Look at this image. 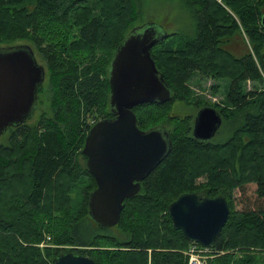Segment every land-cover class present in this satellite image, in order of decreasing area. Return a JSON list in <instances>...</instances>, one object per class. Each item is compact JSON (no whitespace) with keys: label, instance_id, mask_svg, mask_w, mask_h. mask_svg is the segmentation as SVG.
Here are the masks:
<instances>
[{"label":"trees","instance_id":"1","mask_svg":"<svg viewBox=\"0 0 264 264\" xmlns=\"http://www.w3.org/2000/svg\"><path fill=\"white\" fill-rule=\"evenodd\" d=\"M165 1L191 14L196 36L168 34L152 49L173 99L133 111L140 130H168L171 152L125 201L119 224L102 229L88 214L97 182L80 158L91 128L114 118L111 60L144 0H0V47L30 43L52 91L50 119L10 128L11 143L0 145V264H54L64 253L96 264H188L192 242L174 229L169 206L190 193L222 195L231 211L207 264H264V0ZM243 33L248 51L237 56L226 47ZM195 73L229 82L227 105L213 106L231 126L224 142L195 139L191 117L171 111L176 100L190 105ZM194 100L198 111L209 105Z\"/></svg>","mask_w":264,"mask_h":264},{"label":"water","instance_id":"2","mask_svg":"<svg viewBox=\"0 0 264 264\" xmlns=\"http://www.w3.org/2000/svg\"><path fill=\"white\" fill-rule=\"evenodd\" d=\"M168 36L154 23L137 26L111 62L109 102L114 118L99 121L91 128L82 151L87 169L97 182L89 196L88 214L102 229L119 224L125 201L140 192L141 183L171 152L168 130L164 126L140 130L133 111L140 105L165 104L173 99L151 53ZM45 80L46 69L32 47H0V139L10 128H19L34 117L38 90ZM222 124L217 109L204 107L196 114L192 135L201 142H212ZM230 214L222 195L207 198L200 193L184 194L169 206L174 229L205 248L213 246ZM54 264L96 263L87 256L64 253Z\"/></svg>","mask_w":264,"mask_h":264},{"label":"rangeland","instance_id":"3","mask_svg":"<svg viewBox=\"0 0 264 264\" xmlns=\"http://www.w3.org/2000/svg\"><path fill=\"white\" fill-rule=\"evenodd\" d=\"M144 11L140 15L139 20L136 22L135 26L148 25L154 23L158 30L162 34H173L178 33L184 38H194L196 36V22L192 19L189 12L184 11L178 2H169L165 0H144L143 6L141 8ZM244 34V33H243ZM172 40V38H169ZM248 39L246 35H236L234 36L230 44L227 45L226 49L230 50L233 54L237 56H242L248 51ZM18 45V44H17ZM24 45H29L26 43ZM15 46V45H14ZM38 62L45 67L46 69V80L39 91V101L37 110L34 114V117L27 122V127L33 128L37 126L41 119L45 118L49 120L52 116V91L51 84L49 81V72L46 66V63L39 55L38 52H35ZM115 55V54H114ZM113 59V58H112ZM112 61V60H111ZM228 85L229 82L225 80H213L208 77H202L201 75L195 73L192 78L187 82V87L190 89L191 97L189 98L188 103L190 105L186 106L184 103L174 102L172 106V113L174 116H192L196 117L195 109V100L199 99L202 102L208 103L213 107L215 104L219 106L227 105V94H228ZM219 86L218 93H215L213 87ZM255 86H259L256 83L248 82L246 87L252 89ZM225 105V106H226ZM230 127H221L219 133L214 138L213 142H224L230 136ZM15 131L9 130L1 139L0 145H9L13 139ZM85 156V155H84ZM80 162L83 166L87 167V160L80 158ZM198 186V184L196 185ZM48 244H41L40 247L44 248ZM186 251H183L184 254ZM185 255V254H184ZM186 256V255H185Z\"/></svg>","mask_w":264,"mask_h":264},{"label":"built area","instance_id":"4","mask_svg":"<svg viewBox=\"0 0 264 264\" xmlns=\"http://www.w3.org/2000/svg\"><path fill=\"white\" fill-rule=\"evenodd\" d=\"M211 253L210 248H205L197 243H192L184 254L188 258V264H207V260L213 256Z\"/></svg>","mask_w":264,"mask_h":264},{"label":"flooded vegetation","instance_id":"5","mask_svg":"<svg viewBox=\"0 0 264 264\" xmlns=\"http://www.w3.org/2000/svg\"><path fill=\"white\" fill-rule=\"evenodd\" d=\"M209 106V105H208ZM196 113H198V110H196ZM191 117V121H192V123H194V117H192V116H190ZM213 142V141H212Z\"/></svg>","mask_w":264,"mask_h":264}]
</instances>
